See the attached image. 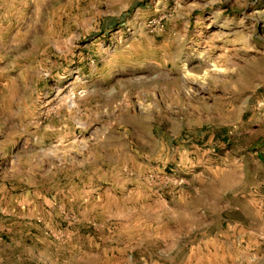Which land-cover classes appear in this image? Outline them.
<instances>
[{"label":"rangeland","instance_id":"rangeland-1","mask_svg":"<svg viewBox=\"0 0 264 264\" xmlns=\"http://www.w3.org/2000/svg\"><path fill=\"white\" fill-rule=\"evenodd\" d=\"M0 264H264V0H0Z\"/></svg>","mask_w":264,"mask_h":264}]
</instances>
